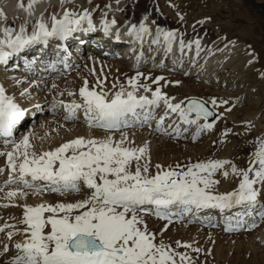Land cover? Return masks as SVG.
I'll return each instance as SVG.
<instances>
[{"label": "snow or ice", "instance_id": "1", "mask_svg": "<svg viewBox=\"0 0 264 264\" xmlns=\"http://www.w3.org/2000/svg\"><path fill=\"white\" fill-rule=\"evenodd\" d=\"M35 2L31 0L29 9ZM18 7L23 8V3H18ZM70 15L65 12L62 20L53 16L51 31L44 23H38L37 30L31 36H25V29L21 26L19 34L13 39V30L5 27V39L0 40V62H5L24 45L41 38L53 35L67 37L75 30L72 25H79L83 19H88L91 26L87 12L76 20L70 19ZM0 17L6 19L3 11H0ZM115 23L112 21V24ZM109 27L105 25V33ZM150 34L143 23L138 30L133 25L128 32V35L141 41L144 35ZM161 36L167 50L171 51L172 42L176 39L175 32L157 29L152 43H159ZM196 45L199 48V41H196ZM180 46L183 50V41ZM6 48L10 51H6ZM129 83L133 91H117L111 98L106 92L89 90L85 84L79 90L82 102L64 105L68 111L65 119L75 118L77 111L83 108L89 127L110 131L122 125L128 126V116L138 117V108L158 105L160 101L171 112L178 113L185 124H197L201 118L207 120L213 115L201 101L191 100L186 108L181 104H172L159 88L153 92L152 99L143 95L137 97L135 79ZM145 91L148 89L145 88ZM191 113H195V119L189 118ZM23 116L24 112L10 97L5 96L4 89L0 87V136L11 137L13 127ZM198 127L210 129L212 124ZM160 130V124H157V131ZM176 132L179 134V128ZM126 139L124 136L114 142L111 136L103 140L79 137L54 150L37 153L29 151L32 146L29 137L24 136L19 143L11 142V151L0 152V156L7 157L10 171L5 187L16 185L6 192L9 201L27 197L29 193L26 190H32L36 195L45 190L61 195L79 193L82 189L86 192L83 199L72 203L16 205L22 208V215L13 218L16 223L5 222L0 226V233L5 235L7 241L21 237L14 244L15 254L6 264H191V257L174 250L162 240L157 241L156 234L148 228L144 214L167 220L173 215L172 206L179 207L178 215L183 216L207 208L224 211L237 205L254 206L257 202L259 193L254 185L264 184V144L255 154L259 165L256 169L249 167L242 170L227 160H209L192 164L183 173L169 169L153 175L145 159L147 148L125 147ZM226 166L231 167V174L242 179L234 191L214 194L215 186L220 181L213 177L218 172L228 177L230 173ZM160 167L156 165L157 169ZM3 172L4 169L0 168V173ZM252 172L254 176H250ZM3 191L4 188H0V192ZM9 206L3 205L5 208ZM146 206L154 207L150 209ZM261 215L264 216V212ZM176 244L182 248L192 247L179 241ZM193 250L200 251L199 248ZM9 252V244L2 243L0 255Z\"/></svg>", "mask_w": 264, "mask_h": 264}, {"label": "rangeland", "instance_id": "2", "mask_svg": "<svg viewBox=\"0 0 264 264\" xmlns=\"http://www.w3.org/2000/svg\"><path fill=\"white\" fill-rule=\"evenodd\" d=\"M23 1L26 4L31 3V0ZM95 2L98 4L102 3L101 8L96 12V16L100 17L105 15L104 12L107 5L110 2L113 3V0H88L84 6L87 7V3H89L90 7ZM72 4L73 2L69 6ZM117 4H119L120 11L118 13L123 15L121 17L133 23L147 16V18L154 19L155 24L173 30L169 31L177 33L179 37L184 34L183 38L186 40L194 39V41L199 42L204 40L205 46L202 54L212 48L215 49L217 47L216 51H223L231 45L239 44L241 46L242 60L229 68L227 67V70L221 71L218 75L216 74V78L210 77L209 81H206L210 82L208 85H210L209 87L214 93L207 95V90H201L199 93L191 95V97L199 98L207 103L216 114L213 119L205 120L202 123L212 124V127L210 129L205 128L206 130L199 129L197 137H192L191 139L192 134L190 133H192V130L190 129L192 126L188 128V124L181 125L180 136L171 134L169 132L170 129H167L169 125L166 124L160 126V131L153 129L151 121L148 124L132 126L129 129H124V131L112 132L105 130L106 133L98 131L95 137L91 134L93 132L87 128L80 131L79 134H74L71 131L73 128L67 126L68 133L72 135L67 140L66 138L63 139V141L62 137L67 131L65 130L62 134L57 132V137L60 134L61 138L60 136L58 137L60 139H57L56 142L58 141L59 145L53 149L79 137L103 140L111 136L113 141L117 142L126 136L125 147L147 148L145 159L149 162V171L153 175L158 171L169 169L183 173L187 171L188 166L209 160H227L242 170H247L249 167L258 168L259 165L256 162L255 154L261 144H264V0H122ZM145 21L152 23L150 19ZM101 61L103 62V60ZM122 64L121 66L125 70L123 77L118 76L115 77L116 79H111L110 76H107L109 80L106 77L105 79L99 77L97 79L89 78V83H81L82 85L87 84L88 86L92 85L105 89L111 84L113 86L121 84L128 86L131 85L129 81L135 79L136 84L143 89L156 90L159 88L161 94L165 97H173L174 99L179 95L184 100L190 96L184 91L180 93L178 90L189 88V86L191 89H195L197 84H206V82L199 80L201 77L197 74L181 77L183 73L177 71L175 73V69L169 68V66H155L153 68L150 63L140 65ZM75 68L76 70L81 68L79 70L81 71L89 68V66L84 62H80ZM79 71H75L76 73H72L70 76L75 77ZM178 71H183V69L180 68ZM212 79H214V82L211 81ZM98 85H102V87ZM215 94L222 96L220 98L221 102L215 99ZM255 98L260 99L257 110H254L257 113L256 117L242 121L243 113L249 111L247 109L250 108ZM213 100L216 101L215 104L212 103ZM224 101H227V105H229L226 109L227 111L230 108H236L237 113L235 116H237V119L232 120L229 117L226 119L227 111L224 110V105L222 104ZM50 115L52 114L47 112L44 113L43 117V119L47 118L48 125L50 123ZM172 119L173 117L170 120ZM37 120L36 124L34 123L36 127L39 126L40 122L43 123L40 118ZM75 124L79 125L80 123L76 122ZM31 125H24L20 132L24 134ZM20 137L23 138L22 135ZM22 138L18 136L15 142L19 143ZM50 141L52 143V140ZM31 146L29 151L40 153L38 145L32 144ZM3 157L0 156V158ZM141 162L143 163L144 161L142 160ZM157 164L161 166L160 169L156 168ZM226 169L230 173L228 177H224L220 172L213 177L220 181L215 186L214 194H220V190L223 191L226 187L230 188H228V192L238 188L242 177L231 174L230 166H226ZM250 176H254V173H250ZM3 178L4 175L0 173V188L4 187V191L0 192V215L5 219L12 220L14 217L19 218L22 215V208L16 205L28 203L36 205L40 203L53 204L51 200L30 203L26 197L23 199L13 198V202L5 199L6 192L14 189L16 185H12L11 188L5 187V183L1 184L4 181ZM254 187L258 190L257 198L260 199V204L257 208L255 207V209H258L256 211L258 218L253 221L254 218L250 220V217H247L245 225L239 228L232 227L231 229H234L232 231H226V228H222L216 223L218 221L217 212H213L214 219L211 217L205 221L203 218L195 220L194 218L198 215L179 221H174L170 218L167 220L159 219L147 213L144 214V218L149 230L156 234L157 241L162 240L174 250L191 257V264H263L264 216L261 213L264 212V184L258 183ZM26 191L29 192V190ZM4 204H10V206L5 208L3 207ZM146 207L150 208V206ZM13 222L11 224H15L16 220L13 219ZM0 238L4 240L6 237L1 235ZM177 241L181 244H190L192 247H177ZM196 248H199L200 251L196 252L193 250ZM11 253L10 251L7 255ZM1 261H4L3 255H0ZM7 261H9V258L4 264Z\"/></svg>", "mask_w": 264, "mask_h": 264}, {"label": "bare ground", "instance_id": "3", "mask_svg": "<svg viewBox=\"0 0 264 264\" xmlns=\"http://www.w3.org/2000/svg\"><path fill=\"white\" fill-rule=\"evenodd\" d=\"M74 1L76 3L78 2V5L77 4H76V6L74 5V8H72V7L68 8L67 7V3H68L67 0H36L35 3L31 4V8L29 9L30 3L26 4V3H24L25 1H23V0H0V11H3V13L6 17V19L0 17V39L1 40L5 39L4 33H3V29L5 27H9L13 30V39H14L15 35L19 34V30H20L21 26L24 27L25 32H28L31 29H34L38 23L43 22L44 20L48 19L52 22L53 16H55L56 19L61 20L66 10L68 13L71 14L70 19H80V17L83 16L85 14V12L89 13L91 15V18H93L92 15L95 12V10H92V9H94V8L96 9L98 6V5H94L96 2L94 4H91L90 7H85L84 4L86 3V0H74ZM115 1L116 0H114L113 3H111L109 6L110 12L112 14L110 13V15L106 19L103 20L105 22L104 26L107 24L110 26L109 30H114V31L117 30L118 33L117 32L115 33V35L117 37H120V36L122 37L123 34H127L126 39H129V42L131 40V43L133 44L132 48L137 46L136 47L137 51L135 53H129V50L131 48H127L123 53L122 52L120 53L121 54V60L111 59L110 57H112V56H106L105 55V57H108L109 59L106 61L103 60V62L100 60H97V59H92V60L86 61V64H88L89 68H85L84 70L77 72L75 77L68 76V74H66V73L63 74V71H67L66 68L63 67L61 69L62 74L56 75L59 77L54 78L53 79L54 81L51 80L49 82L50 84L48 83L46 85V86H48V88H50L52 86V83L59 85V91L54 92L53 95H49V96L40 95V94H43V91H45L44 90L45 88L42 87L41 83H43V81H45L44 80L45 77L51 78V76L55 72L40 73L39 70H43V69H45V67L40 68L41 66H38L39 65L38 62H44V60L53 62L52 61L53 56L48 58L46 56V54H44V59L42 58V55L39 58H37L36 56H31V55H30V57L26 56V58H24V60H25L24 62L29 64L28 65L29 69H36L38 72V73H36L35 76L33 75L31 80H28V77L27 78H21L18 80L16 78V76H21L24 74H21L20 72L15 71V70H11V68H7V65L3 64L4 62H0V87H2V88L5 87L8 90H10L12 92L11 98H15L14 96L16 95V93L18 91H20L19 89H17L18 87L23 85V87L26 88L29 85H31L32 89H30L29 91L27 90L26 95L34 94V93H36V94L33 96L34 100L33 101L29 100L28 104L32 103V102L33 103H39L40 100H42L41 103H43V102H45V99H48V98L49 99L51 98L52 101H55L58 98V96H65V99H67V100L69 99V101L64 105H70L73 102H76V103L82 102V98L79 95V90L81 87H83L82 83H87L89 78L97 79V77H99V78L105 79V77H106V79H108L107 76H110L111 79H116L115 77H118V76L123 77L125 70H124V67L121 66V65H123L122 63H126V64L128 63L129 65H131V63L136 64L137 62L141 63L144 60H146L149 62L154 61L155 64L160 65L161 62L163 61V59H165V57L167 56L165 59L166 63L164 64V67L169 66V68L172 67L173 69H175L174 70L175 73H176V71L183 73V74H181V77L185 76V75L193 76V75L198 74L201 77V79H199V80L202 82H206L210 77L216 78V74L218 75L219 73H221V71L227 70L231 65L233 66L236 63L241 62V60H242L241 59V53H240L241 46L239 44L231 45L223 51L222 50L216 51L215 49L217 47L215 49L212 48V49H210V51H207L206 53L202 54L204 52V46H205L204 40L200 39L201 41L199 42V48H197L196 41H194V39L193 40H186L183 38L182 35H181L182 37H179V35L177 33H175L176 39L173 40V42H172L171 51H168L167 50V44L165 43L163 36L160 37L159 43H157V44L152 43V40L155 39L157 29H155L156 31L154 29H151L153 25L151 22L149 23L148 21L140 22V23H137L135 25L136 29L138 30L140 25L143 23L145 26L148 27V29L150 30V33H151L150 35H144L142 41L137 40L134 36L128 35V32L132 28V25H134V23L131 24L130 22H127V20H125L122 17L120 19H118L117 16L114 15V14H116L118 7H119V4H117V3H119L122 0H119L117 2H115ZM20 2L23 3V8L18 7V3H20ZM80 3H82V5ZM87 4L89 6V3H87ZM89 14H88V17H90ZM93 21H94V19H93ZM112 21H115L116 23L112 24ZM95 22L100 27H101V24L103 23L102 22L100 24L98 19H95ZM72 27L74 29H76V32L80 31L81 29H83L86 32L87 30L98 28L93 23H91V26H90L88 23V19H83L80 21L79 25H72ZM158 29H162L163 31H166V32L171 30L169 28H163V27L158 28ZM171 31H173V30H171ZM102 35L103 34L100 33V34L95 35L94 37H102ZM98 39L101 40L103 38H98ZM181 41H183L184 45H185L183 50H181V46H180ZM137 43H139V44L137 45ZM89 44H91L90 41H89ZM78 49H80V48L78 47ZM5 50L10 51V49H7V48ZM157 53H158V56H156V58L153 59ZM55 55H56V53H55ZM62 56H63L62 52H59L56 55V57L60 58V60L62 59ZM144 56H145V58H144ZM79 58H80V56H79ZM167 58H169V59L167 60ZM60 62L62 63V61H60ZM55 63H56V60L53 62V65ZM171 65H173V66H171ZM174 66L182 68L183 71H178V69L174 68ZM56 76H54V77H56ZM25 77H26V75H25ZM211 81L214 82V79H212ZM208 84H210V82L209 83L206 82L205 85L197 84L196 85L197 89L196 88L191 89L190 86L188 85L189 88H187V87L182 88L181 90H178V92L181 93V91L182 92L184 91L185 93H187L191 97V95L199 93L201 90H207L206 91L207 95L208 94L211 95V93H214V92L212 91V89L209 87L210 85H208ZM190 85H192V84H190ZM121 90H123L124 92H127L128 89H127V87H125L124 89H121ZM138 90L143 91L142 89H138ZM196 91H198V92H196ZM143 92L152 93V91H143ZM69 93H72V95H70V97H69ZM220 94L219 95L215 94V97H216L215 99H218L219 102H221L220 98L222 97V96H220ZM23 97H24V95H20L19 100L21 101ZM36 98H38V99L36 100ZM170 102L172 104H181V107H183L184 99H181V97H179V95H178L177 98L172 99ZM222 104L224 105V110L227 111L226 109L229 107V105H227L228 103L222 102ZM259 104H260V99L255 98L254 101L251 103L250 108L247 109L249 111L247 113L246 112L243 113V117L241 120L243 121V120L254 119V117H256L255 115L257 114L254 112V110H257V107L259 106ZM64 105L61 104L57 110H54V113H57L56 115H50L49 119H50L51 124L49 123V125H48L47 120H46L47 118L43 119V117H42L41 120H43V123L40 122L39 126H37V127L35 125H34L35 127L30 126L28 131H26L24 134H21L23 137L24 136L29 137V141H30L31 145L32 144L38 145V150L40 153H43L44 151L54 150L53 148L56 147L57 145H59V142L58 141L56 142V140L58 139L60 134L57 137V135H56L57 132L62 134V132H64L65 130L67 131V126L74 129V130L73 129L71 130V131H73L74 134H79L80 131H83L86 129L85 125L88 123L84 118L83 108H81L77 111L75 118L69 119V120H72V122H71V121L65 119V117L68 116V111L66 110ZM158 105H159V107H161L158 114H155L154 108H152V109L147 108L146 112L144 113L145 115L146 114L150 115L152 120H153V117L156 116V118L152 121L153 128L157 129V124H159L160 119L164 118V117H165L164 118V125L165 124L169 125V127H167V129L176 130L177 128H179L181 125L184 124L183 121L180 119L179 114L171 112V110L167 108V106L164 104L163 101H160V103ZM42 106H44V104H42ZM49 108H50V106H49ZM230 110L227 111L228 114L226 113V119L228 117L231 118L232 120L237 119V116H235V114L237 113L236 108H232V109L230 108ZM36 111L38 113H42V110L39 111L36 109ZM137 112L139 113V116H143L141 111L137 110ZM138 117L127 118L129 121V124L138 125V123L141 122V119H139ZM171 117H173L172 120H170ZM189 118L194 119L195 115L191 113ZM204 121L205 120L203 118H201L199 121H197V124H191V125L185 124V125H187L188 128H190V126H192V128L190 130H192V131L194 130V132H195V130L198 131L200 129L198 126L200 124L203 125L202 123ZM76 122H78L80 124L76 125L75 124ZM65 123L69 124V125H66ZM72 123H74L76 126ZM260 125H262V124L260 123ZM187 130H189V129H187ZM91 131L93 132V133H91L92 136L95 137V136H97L98 131H100V130L95 129V130H91ZM94 131H97V132H94ZM100 132H102V131H100ZM65 133L62 137V140L65 138L67 140L72 135V134L68 133V131L66 134ZM176 133L177 132L175 131V134ZM47 136H50V137H47ZM60 138H61V136H60ZM191 138H192V136H191ZM50 140H52V143ZM0 149H4L5 152H8V151L12 150V145L0 147ZM2 165H6L5 169L7 170V172H5L4 175L7 174V177H8L10 175V173H9L10 171L8 169L7 157L0 158V167ZM228 188L229 187H226V189H223V191H221L219 189L220 194L227 193L230 189V188L229 189ZM46 192L47 193H41L39 195H36V194H33L32 191H29L28 192L29 194L26 197V199L30 203L40 202L42 200H47V201L51 200L52 203L56 204L58 202L59 203L77 202L78 200L83 199L86 196V192H82V193L72 192V193L63 194V195L53 193V192H50L47 190H46ZM64 198H66V200H64ZM43 202H45V201H43ZM259 204H260V199L257 198V202L254 206H249V205L243 204V205L234 206L231 209H225L224 211H221L218 208H207V209H202L198 213H187V214H185V216H186V218L190 219L191 217L198 215L196 218H194L195 220H200L201 218H204V221H205L207 219H210L211 217H214L213 212H217L216 215H217L218 221H216V223L219 226H221L222 228H225L226 226L239 228V227H241L242 223L244 222V219L246 220L247 217H250V220L252 218H254L253 221L257 220L258 214L256 211L258 209H255V207L257 208V206ZM153 207L154 206H152V208ZM171 212L173 213V215L170 217H172L173 219H179V217H180V215H178V213L180 212L179 207L172 206ZM185 216H184V219H186ZM5 222L11 223L9 220H7L5 218L4 219L0 218V226H2ZM250 223H251V221H250ZM20 239H21L20 236L14 237L13 242L11 244L14 245L15 242L20 240ZM0 240H1L0 241V250H2V243H9V241H7V239L2 240L1 238H0ZM14 250H15V248H14ZM4 257L8 258V256L6 254L4 255ZM5 259L6 258H3V260H5ZM0 263L4 264V261H1ZM263 264H264V262H263Z\"/></svg>", "mask_w": 264, "mask_h": 264}, {"label": "water", "instance_id": "4", "mask_svg": "<svg viewBox=\"0 0 264 264\" xmlns=\"http://www.w3.org/2000/svg\"><path fill=\"white\" fill-rule=\"evenodd\" d=\"M191 100H197V101H201V100H199V99H196V98H193V99H189V100H187L186 101V107L188 106V104H189V102L191 101ZM201 102H203V101H201ZM205 104V103H204ZM205 107H207L208 108V110L209 111H211L212 113H213V115L212 116H210V117H208V118H212L213 116H214V112L205 104Z\"/></svg>", "mask_w": 264, "mask_h": 264}]
</instances>
